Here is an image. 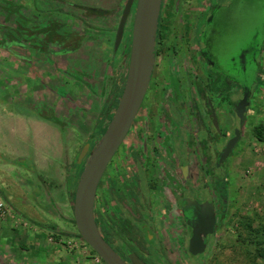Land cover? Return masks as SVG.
I'll return each mask as SVG.
<instances>
[{"label":"flooded vegetation","instance_id":"obj_1","mask_svg":"<svg viewBox=\"0 0 264 264\" xmlns=\"http://www.w3.org/2000/svg\"><path fill=\"white\" fill-rule=\"evenodd\" d=\"M128 1L113 32V51L123 47L121 57L129 51L127 73L138 0H134L119 48L114 46ZM81 10L85 15L106 14L108 29L100 31L110 33L112 14L90 6ZM233 11L231 2L225 0L161 1L148 95L101 179L95 202L103 238L127 264H191L189 257L201 264L215 242L218 217L228 207L227 199L224 205L219 201L217 170L240 144L264 87L263 34L254 41L250 56L263 83L255 90L237 80L229 84L240 62L248 59L244 50L251 40L240 21L230 31L223 17ZM54 13L74 16L61 8ZM78 20L94 29L82 17ZM65 29L70 30L66 25ZM63 48L51 43L50 55L62 57L80 50ZM236 131L239 140L225 154ZM224 185L227 197L226 179Z\"/></svg>","mask_w":264,"mask_h":264},{"label":"rangeland","instance_id":"obj_2","mask_svg":"<svg viewBox=\"0 0 264 264\" xmlns=\"http://www.w3.org/2000/svg\"><path fill=\"white\" fill-rule=\"evenodd\" d=\"M7 1L0 0V8L6 6ZM13 1L23 5L21 12L28 19L36 17L35 4L47 14L51 11V19L64 23L71 31L85 32L94 40L84 43L77 52L62 57L37 54L26 49L21 42H13L9 49L0 47V168L3 176L0 177V201L6 206L5 214L0 215V264H105L83 240L75 237L78 232L72 223L73 201H54V190L49 188L51 182L48 181L55 184V176L48 175L45 172L48 169L41 166L47 164L48 167L58 156L60 160L64 158L65 176L69 175L76 156L89 140L102 102L75 78V72H84L85 78L94 85H101L117 73L123 47L113 53V32L126 0ZM225 1H230L234 10L223 17L230 31L233 32L235 24L240 21L247 27L245 36L251 38L244 50L248 59H243L236 70L233 69L234 79L229 84L237 80L255 90L263 83V77L251 63L250 56L255 51L254 41L264 35V0ZM81 6L112 14L110 33L100 31L108 29L106 14L103 17L85 15ZM58 8L74 16L54 13ZM5 17L6 13L0 9V23ZM81 17L94 29L81 24L78 20ZM97 28L99 30H95ZM260 91L240 144L217 170L215 187L221 193L219 201L224 205L226 179L228 207L225 214L218 217L220 227L215 242L201 264L263 263L255 261L246 246L239 242L247 238L246 230L240 225L243 218L254 219V228L264 223V142L256 138L255 131L264 126V87ZM250 114L249 111L248 116ZM51 116L63 126L51 121ZM78 172L76 166L72 175ZM21 181H24L22 191ZM60 181L63 185L64 179ZM25 193L31 195L34 205V209L27 208L32 211L28 214L21 212ZM203 229L207 227L204 225ZM188 260L191 264H200L198 258L189 257Z\"/></svg>","mask_w":264,"mask_h":264},{"label":"water","instance_id":"obj_3","mask_svg":"<svg viewBox=\"0 0 264 264\" xmlns=\"http://www.w3.org/2000/svg\"><path fill=\"white\" fill-rule=\"evenodd\" d=\"M162 0H138L132 32L129 67L123 94L114 117L99 144L90 153L87 143L78 157V166L87 161L78 181L73 217L78 234L105 264H127L103 238L95 218V202L101 179L125 142L148 92L155 62V44ZM134 0H129L122 15L114 49L121 44ZM241 122L244 114L240 115ZM239 131L229 143L225 154L233 150Z\"/></svg>","mask_w":264,"mask_h":264},{"label":"trees","instance_id":"obj_4","mask_svg":"<svg viewBox=\"0 0 264 264\" xmlns=\"http://www.w3.org/2000/svg\"><path fill=\"white\" fill-rule=\"evenodd\" d=\"M5 3L7 5L0 8L6 13L5 19L0 23L1 48L9 49L13 42H21L26 49L34 50L40 55L49 56L51 54V43H60V45H64L63 49L66 50V52H72V50L76 51L80 49L84 41L94 40L92 37L80 36L77 32L66 30L64 23L56 19H51V11L47 14L45 11L39 10L35 4L34 8L36 7L35 11L37 12L36 17L33 16L28 19L21 12L23 5H17L13 0H8ZM106 24H108V22ZM95 30L99 29L97 28ZM62 42H65V44H62ZM113 53L116 52L113 51ZM127 58L128 55L125 53L124 56L120 58L117 73H115L113 77L104 80L101 85H94L89 82L85 78L86 74L84 72H75V78L85 84V86L102 102L99 117L93 127L89 140L86 142L91 143V152L105 135L123 94L127 73V69H125V62L128 61ZM51 121L63 126V124L53 116H51ZM255 131L256 138L264 142V126L256 128ZM77 160L78 156L70 167V174L67 178V182L70 186L69 197L71 201H74L78 181L87 163V161H85L78 166ZM76 166L79 168V172L78 174L72 175V170ZM226 199L227 197H224V200ZM72 223L76 225L74 220ZM254 224L255 220L250 217L242 219L240 225L246 230L247 238L241 240L242 234H240L239 242H242L246 246L249 255H251L255 261L259 260L264 264V223H260L257 228H254ZM97 226L99 227L98 223ZM75 237L82 240L79 234H76ZM55 238L58 240L59 236L57 235ZM93 253L96 254L94 251ZM101 262L103 261L101 260Z\"/></svg>","mask_w":264,"mask_h":264},{"label":"crops","instance_id":"obj_5","mask_svg":"<svg viewBox=\"0 0 264 264\" xmlns=\"http://www.w3.org/2000/svg\"><path fill=\"white\" fill-rule=\"evenodd\" d=\"M20 157H23V155H20ZM50 165H51V168H50ZM41 167L47 168L49 170L50 173L48 172V170L45 171L48 175L51 176V173H52L55 176L54 177L55 184L52 183L51 180L48 181V182H51L49 188L52 187L53 190H54L53 191L54 201L66 200V202H69V200H70V197H69V188H70V186H69V183L67 182L68 175L65 176V169L66 168H65L64 158H62V160H60V159H58V156H55V159H53L51 161V164H49L48 167H47V164L45 166H41ZM42 170L43 169H41V171ZM22 174H24V173H22ZM24 175L28 177L27 174H24ZM0 177L3 178L2 172H1V168H0ZM62 179H64L63 185L60 183L61 182L60 180H62ZM23 183H24V181H21V184H20L21 191H22V189H24ZM8 192H10V191H8ZM23 195H24V197H23V201H22V207L24 209L23 210L21 209V212L23 214L31 213L32 211L30 212L27 209V208L34 209L33 208L34 205H33L32 200L30 198L31 195L28 196L26 193L23 194ZM42 198L43 197H41V201H43ZM49 198H50V201H51V196ZM39 200H40V198H39ZM66 202L64 203L65 205H66ZM37 214L41 215V212H37Z\"/></svg>","mask_w":264,"mask_h":264},{"label":"built area","instance_id":"obj_6","mask_svg":"<svg viewBox=\"0 0 264 264\" xmlns=\"http://www.w3.org/2000/svg\"><path fill=\"white\" fill-rule=\"evenodd\" d=\"M5 212H6V206L2 201H0V215L5 214Z\"/></svg>","mask_w":264,"mask_h":264}]
</instances>
